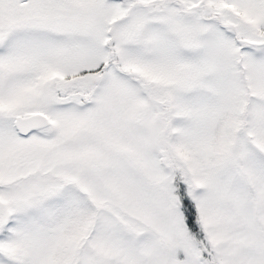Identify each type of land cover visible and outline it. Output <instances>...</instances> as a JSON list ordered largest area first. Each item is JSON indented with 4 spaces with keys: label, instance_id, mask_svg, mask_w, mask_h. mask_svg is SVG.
Returning <instances> with one entry per match:
<instances>
[{
    "label": "snow or ice",
    "instance_id": "snow-or-ice-1",
    "mask_svg": "<svg viewBox=\"0 0 264 264\" xmlns=\"http://www.w3.org/2000/svg\"><path fill=\"white\" fill-rule=\"evenodd\" d=\"M0 264H264V0H0Z\"/></svg>",
    "mask_w": 264,
    "mask_h": 264
}]
</instances>
